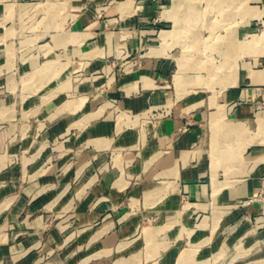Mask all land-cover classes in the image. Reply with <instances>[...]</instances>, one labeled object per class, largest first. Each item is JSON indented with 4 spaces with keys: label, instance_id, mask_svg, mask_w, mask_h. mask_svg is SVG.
<instances>
[{
    "label": "crops",
    "instance_id": "0c3cea01",
    "mask_svg": "<svg viewBox=\"0 0 264 264\" xmlns=\"http://www.w3.org/2000/svg\"><path fill=\"white\" fill-rule=\"evenodd\" d=\"M222 4L0 0V264H264V67Z\"/></svg>",
    "mask_w": 264,
    "mask_h": 264
},
{
    "label": "rangeland",
    "instance_id": "374dc122",
    "mask_svg": "<svg viewBox=\"0 0 264 264\" xmlns=\"http://www.w3.org/2000/svg\"><path fill=\"white\" fill-rule=\"evenodd\" d=\"M239 2V3H238ZM241 1H234V0H223L222 6H227L226 8H223L221 10V17L220 21L223 22V31L222 36H227L229 34L228 30H231L232 28L239 30V39L243 40L245 38L249 42H251L252 46H255V49L257 51H260V58L256 66L258 68L264 67V54H263V48H264V19L263 18H255V21H252L251 23H248V25L245 24V20L242 17V7L240 4ZM208 4L205 6L207 7ZM254 6L259 8V10H262L264 8L263 1L259 3H255ZM217 65H220L218 63ZM222 66H228L227 63H223ZM223 74L225 72H222ZM264 109V102H260L257 105V110L261 111ZM250 131L255 132L257 130V126L254 127V130L249 129ZM248 131V130H247Z\"/></svg>",
    "mask_w": 264,
    "mask_h": 264
},
{
    "label": "built area",
    "instance_id": "2783aa9c",
    "mask_svg": "<svg viewBox=\"0 0 264 264\" xmlns=\"http://www.w3.org/2000/svg\"><path fill=\"white\" fill-rule=\"evenodd\" d=\"M184 130H186V129L184 128Z\"/></svg>",
    "mask_w": 264,
    "mask_h": 264
}]
</instances>
